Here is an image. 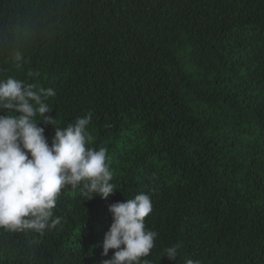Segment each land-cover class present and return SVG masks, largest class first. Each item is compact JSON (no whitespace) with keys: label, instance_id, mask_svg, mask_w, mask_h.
I'll return each instance as SVG.
<instances>
[{"label":"trees","instance_id":"1","mask_svg":"<svg viewBox=\"0 0 264 264\" xmlns=\"http://www.w3.org/2000/svg\"><path fill=\"white\" fill-rule=\"evenodd\" d=\"M8 76L56 92L55 127L91 114L116 189L64 187L55 229H0V264H102L109 205L141 193L142 260L264 264V0H0Z\"/></svg>","mask_w":264,"mask_h":264},{"label":"clouds","instance_id":"2","mask_svg":"<svg viewBox=\"0 0 264 264\" xmlns=\"http://www.w3.org/2000/svg\"><path fill=\"white\" fill-rule=\"evenodd\" d=\"M16 61L22 57L17 54ZM56 92L35 90L33 84L8 76L0 79V229L10 232L32 231L44 235L61 224L53 209L61 190L82 184L88 199L108 198L116 187L106 162L107 150L88 147L92 137L89 113L66 128L55 127V118L46 101ZM55 128L51 145L45 128L36 120ZM153 210L148 194L109 205L112 223L103 240L102 264H149L147 257L155 246L157 232L145 228V217ZM178 245L167 247L164 256L176 260ZM186 264H201L199 259Z\"/></svg>","mask_w":264,"mask_h":264}]
</instances>
